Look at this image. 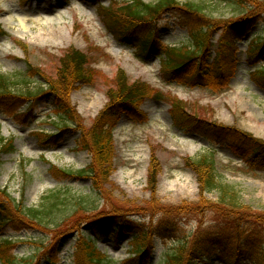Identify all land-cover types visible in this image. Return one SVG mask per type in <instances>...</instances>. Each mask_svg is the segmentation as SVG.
I'll return each instance as SVG.
<instances>
[{
  "label": "rangeland",
  "instance_id": "obj_1",
  "mask_svg": "<svg viewBox=\"0 0 264 264\" xmlns=\"http://www.w3.org/2000/svg\"><path fill=\"white\" fill-rule=\"evenodd\" d=\"M179 1L203 5V12L209 14L207 16L210 19L221 22L216 25L224 24L223 21L230 23L231 18L243 11L264 9V0H239L240 3L237 0ZM108 3L109 0H103V4ZM0 24L5 32L0 35V73L24 70V61L19 58H25L30 71L34 68L38 74L37 85L45 88L42 84L47 83L46 78L57 76V69L61 67L59 60H62L69 47L83 52L90 61L91 85L74 84L75 88L68 97L71 108L80 116L82 133L74 123H69L70 126L64 129L55 128L49 123H59L50 110L49 104L53 101L50 95L45 101L35 103L34 109L25 117L23 113L14 115L18 109L11 110L0 104L1 136L12 139L14 146L0 156V199L4 197L2 188L6 187L10 199L19 200L21 203L18 206L23 209V206L39 204L41 197L48 191L59 189L68 197L67 207L81 201L82 206L89 211L84 213L80 210L68 218L64 216L70 211H54L51 216L56 217L57 227L41 226L28 233L2 231L0 236L8 234L15 238L14 242L18 241L14 254L28 258L25 264L36 263L46 249L42 245L55 240L59 231L81 225L94 207L105 208V212L123 208L168 213L195 212L191 215L205 219L207 223L212 218L226 219L227 207L216 201L215 192H200L196 180L193 162L211 148L216 150L213 159L218 173L239 194V210L248 216L264 215V172L248 170L241 159L230 151L228 142L214 145L206 138L185 134L175 127L170 121L165 98L150 96L144 100L141 108L146 112L147 119L134 121L121 115L114 129H107L105 140L111 163L107 178L100 175L88 179L62 177L61 180L60 174L53 176L54 172L63 169L73 171L88 167L92 157L87 150L78 147L77 142L83 143L88 136L84 132L89 131L99 112L109 104V95L113 93L119 75L129 82L144 83L145 88L149 87V93L156 89L163 94L167 92L171 99L181 102L186 114L235 126L264 142V89L251 77L253 68L244 63V41L251 32L259 30L258 27L253 26L238 44L241 63L230 84L214 92L206 88L164 84L160 77L158 58L151 56L141 59L134 49L119 44L105 30L94 5L82 0H0ZM214 33V36L218 34ZM185 35L183 29L160 24L158 37L164 43L180 45ZM260 64L264 65V58ZM35 85V82L30 83V86ZM37 128L58 132V142L54 144L50 141V148H41V141L29 133ZM154 175L156 185L151 191L150 181ZM90 187L102 197L94 193L90 195ZM73 217L75 219L69 221ZM259 221L263 222L264 219ZM246 228L262 230L261 236L264 238V227L248 225ZM79 229L87 236H93L88 226L81 225ZM115 236L108 234L102 237L97 246L102 252L107 250L113 258L111 260L122 264L121 260L127 257L128 239L118 237L116 240ZM73 237L74 234H69L59 240L58 249L62 248L60 264L69 262L67 256L72 253L70 245ZM155 239L156 258L152 264H158L169 248V244L163 245L158 238ZM0 264H3L1 260Z\"/></svg>",
  "mask_w": 264,
  "mask_h": 264
},
{
  "label": "trees",
  "instance_id": "obj_2",
  "mask_svg": "<svg viewBox=\"0 0 264 264\" xmlns=\"http://www.w3.org/2000/svg\"><path fill=\"white\" fill-rule=\"evenodd\" d=\"M203 10L204 6L195 2H181L179 0H152L144 2L143 0H133V2L126 4L117 10L118 14L116 15L115 22H113L114 26L111 25L109 28L119 39V36H121L123 37L122 40H128L129 37L127 34L133 36V31L137 29H141V31H144L145 33L146 31L147 33H151L155 28V24L160 22V19L163 18L165 13H179V15L185 18V22L190 25L196 48L191 51H186L184 49L181 56L169 57V60L165 63V68L166 72L170 73L165 76L167 79H170L172 73L176 77H181V81L184 82H191L198 76L207 83L208 77H210L211 73H214L215 71L205 65L202 54L206 46L207 37L209 36L207 33L214 28V25L221 22L210 19L207 16L209 14L203 12ZM248 11L251 14H254V12H264V9L255 11L251 9ZM229 22L230 23L223 21L224 24H222L224 28L222 36L226 38H228L233 31H236L241 24L243 25L245 20L240 17L236 20L231 19ZM139 40L141 44L143 42L146 43L145 39L142 37H139ZM263 40L264 36L262 38L259 37L256 40L254 47L259 46ZM228 41L230 42V40ZM224 44L225 46H228L226 41H224ZM59 61L61 62V67L57 69V76L53 79L46 78L47 83L45 82V88L37 84L35 87L30 86V82L34 79L33 77L37 73L36 70H33L34 68H32L33 73L30 69H27V72H24L21 75L0 74V98L10 96L13 100L28 99L42 92L43 89L52 91L57 98L58 116L64 121L62 122V126L68 125V120H74L82 130L80 116L73 111V108H71L68 97L69 92L75 88V83L90 82V68H88L90 61H88V58L83 52L72 47L68 48V51L65 53L62 60ZM17 77H19V79ZM116 80L117 83L114 86L113 93L109 95V104L105 105L99 112L89 131L84 132V134H88V136L85 137L83 143L79 142L80 147L88 150L92 157V161L88 167L82 170H60L59 174L76 177H94L102 175L104 178H107V176L110 175L107 171H109L111 163L108 160L109 150L105 140L107 137V126L112 127L114 124L116 112L122 109L131 110L134 107L136 111L137 106L142 99L150 94L148 92L149 87L145 88L144 83L129 82L127 78L121 75H119ZM171 104L174 114L177 116L175 117L177 124H186V119H192L190 116L195 120L203 119L194 114H185L182 110L181 102L174 98L171 99ZM203 121L206 124L214 126L218 125L207 119H203ZM229 131L234 132L235 136L240 140H243L248 146L251 145L253 151L250 150V152L260 161L264 162V142L254 139L249 133L241 131L234 126L229 127ZM4 139L5 138L0 134V153L13 149L10 140L5 141ZM193 163L195 166L199 191L202 193L215 192L216 201L227 207L226 211L228 213H225L227 215V220L240 225L247 221L260 222V219H264V215L248 216L243 210H239L240 197L237 190L232 185L223 182L221 178L217 176V169L214 161L209 155L201 156ZM155 182L156 179L154 175V179L150 181L151 191L154 190V185H156ZM61 191L55 190L48 192V194L41 198L39 204L30 207L23 206V209H21L18 206L21 202L11 198L12 201L8 194L9 191L6 188L2 189L1 192L5 198L3 197L0 199V229L8 225H11L14 229L22 227L29 229L33 226L41 227L48 225L57 227L59 224L57 225L58 221H56V217L51 216L54 211L59 212L65 210V213L70 211V214H66L67 216H64V218L72 217L74 214L76 215V213L81 211L84 213L88 212L87 209L82 206L83 204L81 201H78L76 205L74 204L67 207L66 201L68 197H65ZM96 195L102 197L99 193H96ZM64 206L67 208H63ZM129 210L130 209L123 208L115 212L110 211V213L115 216L109 219L118 220L120 214ZM216 212H218V210H216ZM99 216H103V214L96 213L93 216H88L86 219L84 218V220H88L92 224L101 227L102 224H100V219L96 218ZM73 219L75 218L73 217L69 219V221ZM157 224L159 225L155 227L152 231L153 233L173 236L178 232L176 225L165 227V224L159 222H157ZM128 227H132V224L128 223ZM144 235H146V233H144ZM143 240L138 244V249H141L143 246ZM206 241H212V238H209V240ZM202 242L203 238L198 237L196 239H189L188 235H184L183 238L177 239L172 251L169 252L166 257V264H210L208 262H203L202 258L208 254L212 257V250L215 247L214 243L203 244ZM12 245H14V243L7 240L4 241V244L0 248L1 262L3 264H25V260H28V258L25 259L24 257H19L18 255L13 254ZM79 254L83 257L86 255L87 261L89 262L88 264H102V260L97 256V248L92 239H88L87 237H85V239H79L77 256ZM254 256H256L255 258H259L257 254ZM250 259L254 261L252 256ZM49 260H51V257ZM51 261H53V259Z\"/></svg>",
  "mask_w": 264,
  "mask_h": 264
}]
</instances>
